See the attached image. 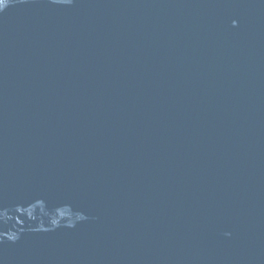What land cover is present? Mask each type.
<instances>
[{
	"label": "water",
	"instance_id": "obj_1",
	"mask_svg": "<svg viewBox=\"0 0 264 264\" xmlns=\"http://www.w3.org/2000/svg\"><path fill=\"white\" fill-rule=\"evenodd\" d=\"M0 210V264H264V0H10Z\"/></svg>",
	"mask_w": 264,
	"mask_h": 264
},
{
	"label": "clouds",
	"instance_id": "obj_2",
	"mask_svg": "<svg viewBox=\"0 0 264 264\" xmlns=\"http://www.w3.org/2000/svg\"><path fill=\"white\" fill-rule=\"evenodd\" d=\"M9 2H10V0H7V4L4 7H0V12H2L5 9V7L8 5ZM54 2H56V0H54ZM59 2L69 3L70 4V3H72V0H59ZM3 4H5V0H4ZM17 208H18V210L23 211V209H19V206H17ZM5 214H6V210H0V219H3ZM28 214H29V216H31V214H32L31 211H30V208L28 209ZM52 224L53 225L56 224V220L55 219L52 221ZM4 235H7L12 242H15L18 239V233H16V232H11L10 231L7 234L0 233V239H2V237Z\"/></svg>",
	"mask_w": 264,
	"mask_h": 264
},
{
	"label": "snow or ice",
	"instance_id": "obj_3",
	"mask_svg": "<svg viewBox=\"0 0 264 264\" xmlns=\"http://www.w3.org/2000/svg\"><path fill=\"white\" fill-rule=\"evenodd\" d=\"M3 2H4V0H0V5H2V4H3Z\"/></svg>",
	"mask_w": 264,
	"mask_h": 264
}]
</instances>
